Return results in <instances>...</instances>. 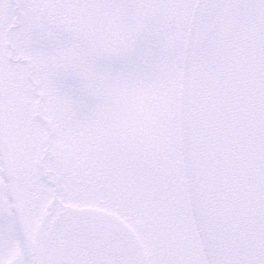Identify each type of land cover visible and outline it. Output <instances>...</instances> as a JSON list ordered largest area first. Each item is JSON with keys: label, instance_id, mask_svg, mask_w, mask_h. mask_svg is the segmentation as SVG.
Instances as JSON below:
<instances>
[{"label": "snow or ice", "instance_id": "snow-or-ice-1", "mask_svg": "<svg viewBox=\"0 0 264 264\" xmlns=\"http://www.w3.org/2000/svg\"><path fill=\"white\" fill-rule=\"evenodd\" d=\"M0 264H264V0H0Z\"/></svg>", "mask_w": 264, "mask_h": 264}]
</instances>
